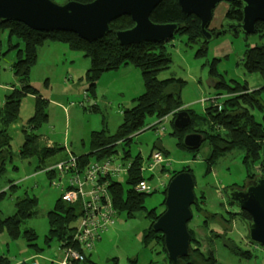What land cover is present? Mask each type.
<instances>
[{
    "label": "rangeland",
    "instance_id": "rangeland-1",
    "mask_svg": "<svg viewBox=\"0 0 264 264\" xmlns=\"http://www.w3.org/2000/svg\"><path fill=\"white\" fill-rule=\"evenodd\" d=\"M65 2L66 0L56 1L58 4ZM226 5L228 4L221 2L217 6L209 30L214 32L221 29L229 10V5L228 9ZM16 41L10 40L7 29H0V109L5 106L8 95L22 88L16 82L12 70L17 49H11V46L12 43L15 46ZM204 42L202 39L193 42L187 35L178 33L164 44L171 64L169 69L160 73L159 79L174 75L183 80L177 90L180 111H190L194 118V126L183 130V136L189 133L206 135L199 132V128L209 129L205 121L207 106L204 102L214 100L222 103L231 92L229 88L239 85L242 89L248 87L250 91H258V97L264 104V80L257 73H247L242 60L246 50L264 45V36L260 32L253 35L241 33L238 37L223 33L208 45ZM74 59L75 64L72 61ZM214 59L218 60V80H223L226 88L214 87V80L210 76V66ZM89 66V59L70 50L67 44L49 42L41 48L37 61L31 68L30 86L49 101L48 121L43 124L39 133L62 149L52 158L53 162L67 161L65 147L68 151L88 154L94 131L106 129L111 135L116 134L123 121L122 112L131 109L134 100L145 93L140 70L129 65L116 72L104 73L97 81L94 97L88 91L89 84L84 79ZM35 99L34 95L23 97L18 122L11 125L7 132L11 157L0 178V192L8 189L9 183L18 185V188L12 193L8 192L0 202V215L3 218L12 215L16 198L25 195L38 198V214L21 225V234L17 240H11L6 233L0 234V256L8 258L10 264H71L72 261L66 262L68 248L63 250L56 240L47 241L48 213L54 209L62 194L61 188L52 185V180L56 184L62 183L63 187L67 181L58 175L49 179L44 171L37 170V157L23 159L19 154L23 143L22 127L34 115ZM250 110L257 120H261L262 110L258 107ZM177 112L160 120L155 116L150 117L149 126L134 134L130 146L126 148L131 154L129 159L140 156L145 169L155 152H162L169 162L167 166L163 164L149 173L147 170L143 173L155 190L145 197L144 207L147 212L136 213L134 217L126 212L118 213L108 230L94 241L92 250H86L87 260L95 264H169L164 242L160 237L151 235V228L156 215L165 211V206L162 205L170 180L175 173L187 169L192 171L198 203L192 208L193 219L188 224L192 238V253L188 257L191 258L190 261L193 264H207L209 262L204 255L211 251L214 259L211 264H264V248L250 242L240 209L231 205L226 196L227 189L243 188L244 184L255 178L249 179L250 174L242 161L243 154L234 150L208 166L205 159L209 156L210 142L205 141L199 150L182 147L174 128V114ZM2 129L0 119V130ZM116 155L120 159L123 157V146L117 148ZM260 167L258 163L255 165L254 173L257 176L263 172ZM127 187L128 185L125 186ZM153 209L157 213L148 217ZM26 228H32L37 235L35 247H27L24 240ZM146 236L149 237L148 244L145 243ZM193 249L197 251L194 252ZM239 250L247 251L251 256L237 255Z\"/></svg>",
    "mask_w": 264,
    "mask_h": 264
},
{
    "label": "trees",
    "instance_id": "trees-1",
    "mask_svg": "<svg viewBox=\"0 0 264 264\" xmlns=\"http://www.w3.org/2000/svg\"><path fill=\"white\" fill-rule=\"evenodd\" d=\"M53 1L56 2L57 0ZM68 1L71 0H66V2ZM72 1L87 4L94 0ZM242 17L241 3L233 2L229 4V10L226 12L223 21L239 22L242 20ZM151 21L159 24L180 23L182 28L178 33L187 35L193 42L198 39L204 40L201 35L200 20L194 15H184L177 0H163L153 11ZM132 26L133 22L131 18L123 16L111 23L112 32L107 37L89 43L73 33L38 32L22 23L14 21L0 24V29L8 30L10 40L16 39L18 41H16L15 46L13 43L11 46V49H17L16 61L12 65V70L16 82L22 87L20 90H14L13 93L8 95L5 106L0 109V119L3 124V129L0 130V178L5 173V165L11 157L9 151L10 138L7 135V129L11 124L18 121L21 102L23 97L27 95L36 96L35 111L34 115L22 127L23 143L19 150L20 157L23 159L37 157V170L44 171L49 179L57 175L55 173L57 171L53 170L56 162L53 163L52 158L61 149L42 145L41 141L43 138L42 134L39 133L43 124L48 121L47 106L49 101L44 99L39 95L37 90L30 86V71L37 61L39 50L46 43H64L68 45L70 50L79 52L85 59H89L90 66L84 75V79L89 84L88 91L94 97L97 81L104 73L116 72L129 65H133L141 72L145 85V93L134 100V106L131 109H126L122 112L123 121L118 132L114 135H111L106 129L92 132L89 153L76 157L79 159L80 166L78 169H80V173L88 166L92 159L101 160L113 156L117 153V148L123 146L124 155L122 159L131 161L133 165L128 177L123 182L111 180L109 183L108 190L113 206L119 214L126 212L130 217H134L136 213L142 211L147 212L144 207L145 197L153 194L155 190L150 193L136 192V187L147 179L144 178L141 171L142 160L140 156H136L132 160L129 159L131 154L126 148L130 146L134 134L149 126L148 120L150 117L155 116L160 120L174 111H180L181 105L177 90L183 84V80L176 78L174 75L163 80L159 79L160 73L169 69L171 64L169 58L166 56L165 43L144 42L124 47L118 42L115 35L116 31L126 30ZM257 32H260L264 36V23L257 24ZM22 44L23 47H21ZM205 51L204 47L203 52ZM242 60L247 73H257L264 80V45L246 50ZM217 61V59H214L213 64L210 66V76L214 80V87L216 89L226 88L225 82L218 80ZM229 89L231 92L226 95L222 103L215 102L214 100L208 101L205 121L209 129L199 128L201 131L198 130L206 134L205 141H209L211 145L209 156L205 160L208 161L207 164L210 166L218 158L234 150L240 151L243 154V164L250 174L248 177L252 179L257 176L254 173L257 163L260 164V169L263 171L258 175H264V104L258 97V91H250L248 87L242 89L239 85ZM257 107L263 111L261 120H257L250 110V108L255 109ZM188 113L192 118L190 126L193 127V114L190 111ZM158 123H161V121ZM175 134L180 137V144L183 147L184 133L182 131H175ZM181 172H190L192 174V171L187 169ZM67 178L68 176L64 177L65 180ZM9 185L8 189L0 192V202L3 201L8 192L12 193L13 190L15 191L18 188V185L14 183H9ZM127 185L128 187L125 188ZM129 187L130 189L128 190ZM126 190L128 192H125ZM62 195L56 202L54 209L48 213L49 232L47 241L56 240L60 243L63 250L75 248L85 255L80 246L76 245L73 237L76 222L82 212L80 202H77L75 205L65 203L62 200ZM197 204L191 208L196 207ZM230 204L233 205L232 203ZM162 206H164V203ZM38 207L39 201L35 196L25 195L17 197L14 203V213L4 218L0 215V234L6 233L11 240H17L21 234V225L26 220L37 216ZM155 213H157L155 209L151 210L148 213V217ZM159 216L156 215L154 223ZM241 216L242 219L250 218L246 212H241ZM151 231L152 236H158L164 242L163 234L154 233L152 228ZM148 238V236L145 237L146 244L150 243ZM24 240L28 248L36 246L37 235L32 228L24 230ZM193 251L196 252L197 250L193 249ZM237 255L243 257L251 256L249 252L242 250H239ZM204 258L209 262L207 264H211V261L214 263L211 251L207 252ZM87 259L85 255L83 262L72 261L71 264H95ZM190 259L185 258L184 263L193 264ZM10 262L8 258L0 256V264H10ZM168 263L170 264L169 260Z\"/></svg>",
    "mask_w": 264,
    "mask_h": 264
},
{
    "label": "water",
    "instance_id": "water-1",
    "mask_svg": "<svg viewBox=\"0 0 264 264\" xmlns=\"http://www.w3.org/2000/svg\"><path fill=\"white\" fill-rule=\"evenodd\" d=\"M163 0H94L82 4L68 1L58 4L53 0H0V24L19 22L38 32H68L84 41L93 43L107 37L111 23L128 16L133 26L116 31L118 42L128 47L144 42L167 43L181 30L180 23L159 24L151 21L153 11ZM184 15L196 16L201 23V35L206 44L230 33L253 35L257 24L264 23V0H177ZM240 2L242 20L222 22L221 30H209L214 11L221 3ZM192 124L187 111L178 112L174 119L176 131H183ZM205 141L201 133H189L182 145L188 150H197ZM195 181L190 172L177 173L165 191V211L152 225L155 233L164 236V249L170 264H185L190 257L191 234L188 229L193 219L192 206L197 203L194 192ZM230 203L245 211L250 219L246 221L251 243L264 248V175L256 176L246 183L245 188L231 187L226 190Z\"/></svg>",
    "mask_w": 264,
    "mask_h": 264
},
{
    "label": "built area",
    "instance_id": "built-area-1",
    "mask_svg": "<svg viewBox=\"0 0 264 264\" xmlns=\"http://www.w3.org/2000/svg\"><path fill=\"white\" fill-rule=\"evenodd\" d=\"M88 99V96H87ZM208 102V101H207ZM169 164L162 152L152 154L147 163V169L142 163L141 171L149 173L157 167ZM132 162L120 159L116 154L101 160L92 159L88 166L79 173V159L70 156L67 161L58 162L53 168L61 178L67 177L66 184H56L52 180V185L61 188L62 200L65 203L75 205L80 202L82 212L76 222L74 241L77 246L86 252L91 251L93 243L101 234L108 230L109 224L113 223L118 212L113 206V202L108 190L111 180L123 182L128 177L132 167ZM154 191L148 180L143 181L136 187L138 193H150ZM85 255L75 248H68L66 262H83Z\"/></svg>",
    "mask_w": 264,
    "mask_h": 264
},
{
    "label": "crops",
    "instance_id": "crops-1",
    "mask_svg": "<svg viewBox=\"0 0 264 264\" xmlns=\"http://www.w3.org/2000/svg\"><path fill=\"white\" fill-rule=\"evenodd\" d=\"M226 4H227V3H226ZM227 6H228V5H226V8L228 9ZM227 9H226V11H227ZM40 50H41V49H40ZM40 50H39V51H40ZM75 59H77V58H75ZM75 59L72 60L74 64H75V62H76ZM74 64H73V65H74ZM84 68H85V66L83 65V69H84ZM88 68H89V67H88ZM88 68H87V69H88ZM86 71H87V70H86ZM85 73H86V72H85ZM108 73H109V72H108ZM42 97H43V96H42ZM43 98H44V97H43ZM44 99H45V98H44ZM204 105L207 106V105H208V102L205 101V102H204ZM205 108H206V107H205ZM177 111H178V112H181V111H179V110H177ZM177 111H175V112H177ZM178 112H177V113H178ZM177 113H176V114H177ZM176 114H175V115H176ZM174 117H175V116H174ZM17 122H18V121H17ZM17 122H16V123H17ZM16 123H14V124H16ZM14 124H11V125H14ZM11 125H10V126H11ZM10 126L8 127V129L10 128ZM8 129H7V132H8ZM42 138H43L42 141H41L42 145H45V146H47V147H51V148H53V147L56 148V147H57V146H54V144L51 143L49 140H47V139L44 137L43 134H42ZM60 149H61V148H60ZM65 149H66V153H67V154H66V159L69 158L70 156H80V155H82V154H85V153L78 154V153H75V152H73V151H68L67 147H65ZM61 150H62V149H61ZM59 152H60V151H59ZM59 152H58V153H59ZM59 162H60V161H59ZM53 163H55V162H53ZM57 163H58V162H56L55 164H57Z\"/></svg>",
    "mask_w": 264,
    "mask_h": 264
},
{
    "label": "flooded vegetation",
    "instance_id": "flooded-vegetation-1",
    "mask_svg": "<svg viewBox=\"0 0 264 264\" xmlns=\"http://www.w3.org/2000/svg\"><path fill=\"white\" fill-rule=\"evenodd\" d=\"M229 5V4H228ZM222 26V25H221ZM210 27V26H209ZM221 30V29H220ZM216 31H214L215 33ZM241 34V33H240ZM246 186V184H244ZM245 186L243 188H245ZM234 205V204H233ZM235 206V205H234ZM238 208V207H237ZM239 209V208H238ZM241 211V210H240ZM241 212H245V211H241ZM250 218H246V219H243L244 223L246 224V221L249 220ZM253 244V243H252Z\"/></svg>",
    "mask_w": 264,
    "mask_h": 264
}]
</instances>
